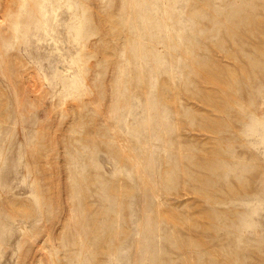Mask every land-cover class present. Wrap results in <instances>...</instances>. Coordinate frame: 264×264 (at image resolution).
Wrapping results in <instances>:
<instances>
[{"label": "rangeland", "instance_id": "obj_1", "mask_svg": "<svg viewBox=\"0 0 264 264\" xmlns=\"http://www.w3.org/2000/svg\"><path fill=\"white\" fill-rule=\"evenodd\" d=\"M0 264H264V0H0Z\"/></svg>", "mask_w": 264, "mask_h": 264}, {"label": "bare ground", "instance_id": "obj_2", "mask_svg": "<svg viewBox=\"0 0 264 264\" xmlns=\"http://www.w3.org/2000/svg\"><path fill=\"white\" fill-rule=\"evenodd\" d=\"M15 21H17L16 25H20V22H19L18 18ZM56 73H57V76H58L59 80H61V81H70V77H71L70 76V70L65 68L64 65L57 64L56 65ZM72 77L76 79V76H72Z\"/></svg>", "mask_w": 264, "mask_h": 264}]
</instances>
